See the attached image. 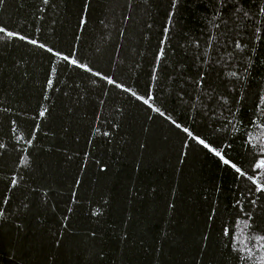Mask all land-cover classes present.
Wrapping results in <instances>:
<instances>
[{
    "label": "trees",
    "instance_id": "trees-1",
    "mask_svg": "<svg viewBox=\"0 0 264 264\" xmlns=\"http://www.w3.org/2000/svg\"><path fill=\"white\" fill-rule=\"evenodd\" d=\"M0 28V264H264V0H2Z\"/></svg>",
    "mask_w": 264,
    "mask_h": 264
},
{
    "label": "snow or ice",
    "instance_id": "snow-or-ice-1",
    "mask_svg": "<svg viewBox=\"0 0 264 264\" xmlns=\"http://www.w3.org/2000/svg\"><path fill=\"white\" fill-rule=\"evenodd\" d=\"M0 3H2V0H0ZM4 31H5V29L0 28V32H4ZM8 35H9V36H14V35H16V34H15V33H11V32H9ZM32 43H36V41H32ZM237 46H239V45H237ZM49 51H51V49H49ZM65 59H67V57H65ZM73 63H76V61H73ZM81 66H82V67H85L84 65H81ZM109 82L112 83L113 81L110 80ZM147 102H148V101L145 100V103H147ZM156 111H159V109H156ZM40 115L43 116V115H44V112H41ZM184 131H185L186 133L189 132V130H188L187 128H185ZM189 134H190V133H189ZM195 139H197V140L199 141V143H200L201 145H203L205 148H208L210 151L215 152V154H216L217 156H220L221 159L223 160V162H224L225 164L230 163V161L224 159V157L221 155V152H220V151H217L216 149L212 148V147H211L209 144H207L203 139H200L199 137H195ZM232 166L235 167V165H232ZM257 167H264V161H261L259 164H257ZM236 170H237V172L240 171V169H238V168H237ZM258 190H264V185H261L260 188H258Z\"/></svg>",
    "mask_w": 264,
    "mask_h": 264
}]
</instances>
